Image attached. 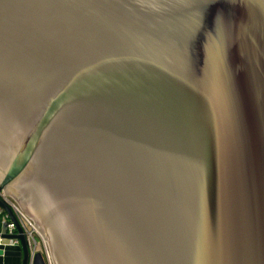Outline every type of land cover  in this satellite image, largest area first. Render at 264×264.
Instances as JSON below:
<instances>
[{"label": "water", "instance_id": "1", "mask_svg": "<svg viewBox=\"0 0 264 264\" xmlns=\"http://www.w3.org/2000/svg\"><path fill=\"white\" fill-rule=\"evenodd\" d=\"M0 150L54 264H264V0H0Z\"/></svg>", "mask_w": 264, "mask_h": 264}, {"label": "built area", "instance_id": "2", "mask_svg": "<svg viewBox=\"0 0 264 264\" xmlns=\"http://www.w3.org/2000/svg\"><path fill=\"white\" fill-rule=\"evenodd\" d=\"M0 198L12 208L18 223L24 231L30 253L28 264H34L35 256L38 252L43 254L46 264H54L52 253L47 242L44 237L41 236L37 224L32 217L20 205L15 203L6 191H0ZM4 223L9 235L17 234V226L9 216ZM19 247H21V242L18 239H0L1 249L13 250ZM40 248H42V250H40Z\"/></svg>", "mask_w": 264, "mask_h": 264}, {"label": "rangeland", "instance_id": "3", "mask_svg": "<svg viewBox=\"0 0 264 264\" xmlns=\"http://www.w3.org/2000/svg\"><path fill=\"white\" fill-rule=\"evenodd\" d=\"M0 153H1V150H0ZM0 160H3V158L1 157ZM9 196L15 203L20 205L32 217L33 220L36 219V217H34L33 215L31 207H29L31 206V203H35V198L37 199L36 193L32 189V185L19 183L16 188L11 189V193L9 194ZM35 222L37 224V221ZM47 245L50 249L49 242H47Z\"/></svg>", "mask_w": 264, "mask_h": 264}, {"label": "crops", "instance_id": "4", "mask_svg": "<svg viewBox=\"0 0 264 264\" xmlns=\"http://www.w3.org/2000/svg\"><path fill=\"white\" fill-rule=\"evenodd\" d=\"M8 214L5 210L0 209V233H4L5 228V221L8 218ZM13 250L20 251V248H15ZM42 250V248H40ZM0 264H23V256H14V257H1L0 256Z\"/></svg>", "mask_w": 264, "mask_h": 264}, {"label": "bare ground", "instance_id": "5", "mask_svg": "<svg viewBox=\"0 0 264 264\" xmlns=\"http://www.w3.org/2000/svg\"><path fill=\"white\" fill-rule=\"evenodd\" d=\"M0 158H1V156H0ZM5 162H6L5 159L0 160V169L4 166ZM1 179H2V177H1V174H0V181H1ZM6 193L10 194V193H11V189H10V190H9V189L6 190ZM28 204H29V203H28ZM31 205H34V203H31ZM33 215H34V214H33ZM34 217H35V216H34ZM37 228H38V230H39L41 236L44 237V239H45L46 242H48V239H47L45 233L43 232L42 228H40V225L38 224V222H37Z\"/></svg>", "mask_w": 264, "mask_h": 264}, {"label": "trees", "instance_id": "6", "mask_svg": "<svg viewBox=\"0 0 264 264\" xmlns=\"http://www.w3.org/2000/svg\"><path fill=\"white\" fill-rule=\"evenodd\" d=\"M20 248V247H19Z\"/></svg>", "mask_w": 264, "mask_h": 264}]
</instances>
